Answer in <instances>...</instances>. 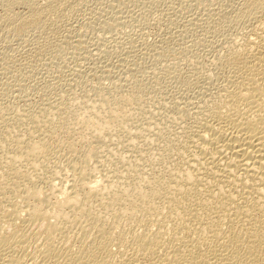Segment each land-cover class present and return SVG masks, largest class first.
Masks as SVG:
<instances>
[{
    "label": "bare ground",
    "instance_id": "bare-ground-1",
    "mask_svg": "<svg viewBox=\"0 0 264 264\" xmlns=\"http://www.w3.org/2000/svg\"><path fill=\"white\" fill-rule=\"evenodd\" d=\"M228 19L253 22L174 114L123 80L0 112V264H264V0Z\"/></svg>",
    "mask_w": 264,
    "mask_h": 264
},
{
    "label": "rangeland",
    "instance_id": "rangeland-1",
    "mask_svg": "<svg viewBox=\"0 0 264 264\" xmlns=\"http://www.w3.org/2000/svg\"><path fill=\"white\" fill-rule=\"evenodd\" d=\"M242 1L0 0V112L51 101L58 110L75 108L119 80L152 108L161 100L194 102L216 89L223 46L252 25L228 19ZM169 105L162 111L174 114ZM20 228L6 225L5 234Z\"/></svg>",
    "mask_w": 264,
    "mask_h": 264
}]
</instances>
